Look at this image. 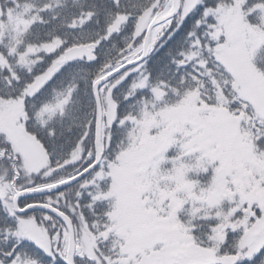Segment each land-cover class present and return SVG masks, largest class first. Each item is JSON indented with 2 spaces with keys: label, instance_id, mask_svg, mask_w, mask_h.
<instances>
[{
  "label": "snow or ice",
  "instance_id": "6c2138e0",
  "mask_svg": "<svg viewBox=\"0 0 264 264\" xmlns=\"http://www.w3.org/2000/svg\"><path fill=\"white\" fill-rule=\"evenodd\" d=\"M0 264H264V0H0Z\"/></svg>",
  "mask_w": 264,
  "mask_h": 264
}]
</instances>
